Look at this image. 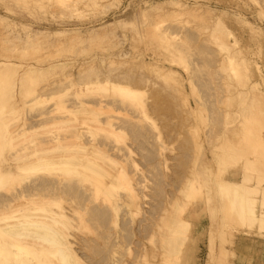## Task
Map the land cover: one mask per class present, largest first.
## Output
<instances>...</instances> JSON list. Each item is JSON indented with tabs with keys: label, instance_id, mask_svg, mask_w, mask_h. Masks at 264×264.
Masks as SVG:
<instances>
[{
	"label": "rangeland",
	"instance_id": "374dc122",
	"mask_svg": "<svg viewBox=\"0 0 264 264\" xmlns=\"http://www.w3.org/2000/svg\"><path fill=\"white\" fill-rule=\"evenodd\" d=\"M0 61L8 65L0 64L1 153L65 134L56 124L66 115L84 121L82 141L119 160L100 158L106 176L58 194L79 211L70 226L75 264H200L199 256L234 264L252 242L264 254V226L249 228L220 210L225 199L208 196L222 182L255 187L256 222L264 221V0H0ZM28 67L41 76L18 83ZM83 101L95 111L74 115ZM63 103L70 113L61 114ZM117 148L133 157H117ZM107 169L119 182L108 183ZM85 187L93 194L83 206ZM131 190L134 203L122 202ZM179 218L188 222L182 231Z\"/></svg>",
	"mask_w": 264,
	"mask_h": 264
},
{
	"label": "bare ground",
	"instance_id": "6f19581e",
	"mask_svg": "<svg viewBox=\"0 0 264 264\" xmlns=\"http://www.w3.org/2000/svg\"><path fill=\"white\" fill-rule=\"evenodd\" d=\"M108 26H109V24H108ZM58 33L62 34L65 32H60V31L56 32V34H58ZM63 35L64 34H62V36ZM67 36H68V34H67ZM70 37H71V35L69 34V37H66V38H69V40H70ZM92 37H93V34H92ZM2 62L4 63V61H2ZM1 65H3V64H1ZM4 65H5V67H8L7 64H4ZM42 71H43V68H40V67L39 68L28 67L27 71H24V73L22 72L21 73L22 75L18 76L19 78L17 77L18 78L17 82L18 83L21 82L22 84L27 82V81L23 82L24 78H26V77H24L25 73H26L25 76H27V78L29 77L28 75H30V76H32V78H34V76H33L34 74H35V77H37L36 74L41 76V74H39V73H41ZM27 73H28V75H27ZM3 74H5V73L4 72L2 74L0 73V76L1 75L4 76ZM1 78H3V77H1ZM27 78L25 80H28ZM35 80H37V79H35ZM32 81H34V80H32ZM1 83H4V82H1ZM113 86L115 89V85H113ZM106 87H104V88H106ZM117 89L121 93H130V95H132V96H134L135 94H138V93H136L135 90L128 88L126 85L117 86ZM16 92H17V90H16ZM21 92H22V90H21ZM0 94H1V92H0ZM49 94H51V93H49ZM12 95H13V93H12ZM101 96H102V94H101ZM132 96H130V97L132 98ZM91 105L92 104L85 103L84 101L79 102L78 109L75 107L74 108L76 109V111L73 109L75 111V112L73 111L74 115L76 114V112H82V113H87V114L92 112V114H93V112L95 110ZM59 109H60V111H62L61 114L68 113V112L70 113V110H72V108L71 109L69 108L70 109L69 110L67 108V106H65V104L62 105ZM13 110H14L13 112H15L16 109H13ZM111 111H112V109H111ZM48 113L49 112H44L43 114H46L44 116H47ZM71 113H72V111H71ZM77 115H78V113H77ZM66 117H67L66 115L60 116V118L57 122L58 124H56V125L57 126L59 125L60 127L61 126L65 127V131H66V126H68L70 128V130L67 129V131H69V133L66 131L65 134L60 133V132L58 134H54L53 136L51 134L42 143H38L35 145H33L34 144L33 143L32 144L33 146H31V147H28V146L23 147L22 146V148L20 147V149L19 148L14 149V150L12 149L13 151L12 152L9 151L10 153L8 152L7 153L8 155L5 153H4L5 154L4 155L3 153L0 152V158L2 157L1 154L4 155L2 157V159H0V189H3L4 186L6 187V189H9V191H7L6 193H3L4 191H2V193H0V264H46L47 262L50 261V258H53V257H57L56 259L61 261V262H59L58 260L55 261V258H54V261L57 262V264H58V262L60 264L61 263L62 264H75L77 262V260H76L77 257L74 258L75 255H74V251L72 248L73 242H75V238L72 235V230H71L72 227H70V226H72L71 223L73 220L71 215L75 211H77L76 210V203L70 199L67 202L68 205H66V207H64V206H62L63 203L61 204V202H63L61 199V196H59L58 194L61 192L69 191L70 188L72 187V184L76 181H84L85 182V181H91L92 179H95L99 176H101V177L106 176L105 168H107V167L104 168V166H107V164H109L110 161H111V163H114V164L118 163L119 164V162H118L119 160L115 161L116 159H114V157L110 156L109 150L107 148H105V146L103 144H101L99 142L85 143L84 141H82L81 140L82 136L81 135L79 136V134H82L80 132H81V129H83L82 125H83L84 121L81 123H78V124L77 123L76 124H74V123L70 124V123H68L69 121L67 120ZM81 117H83V116H81ZM85 119L87 120L86 117L83 120H85ZM1 120H3V117ZM0 122L2 123V121H0ZM86 124H88V123H86ZM110 124L111 123L109 122L108 127L110 129L109 128L108 129L111 133H114L115 129H113V126L112 125L110 126ZM63 129H61V130H63ZM24 132H26L25 129L21 130V132H20L21 135H23ZM61 132H63V131H61ZM94 134H96V133H94ZM239 134L241 135L242 133H239ZM2 137H3V135H2ZM71 137H75L74 140L76 139V141L74 142L73 138L71 139ZM255 139H256V137H255ZM70 140H71V142H70ZM250 141L252 142L253 138H251ZM246 145H248V144H246ZM1 151L3 152V147L1 148ZM114 151L116 153V156L121 157L122 159L133 157V155H132L133 151L128 149V148H126V149L117 148L116 150L114 149ZM103 157L108 159L109 163H108V161H106V159H104L103 165L101 164L102 162L99 163L100 162L99 159L101 158V160H102ZM97 159H98V161H97ZM244 159H246V157ZM113 160H114V162H113ZM132 161H134V160H132ZM104 162L107 164L104 165ZM135 165H137V164L135 163ZM122 167L124 168L125 165L121 166V164H120L119 168H122ZM114 168L111 167V169H114ZM107 170L109 171V169H107ZM125 170H126V168H125ZM47 172L51 173L52 176H47V175L44 176L43 175V174H46ZM55 172L57 174V175L55 174L56 176H54ZM123 172H126V171H123ZM108 173H109L107 176L108 183L114 184L116 182V180H114L113 178H115V177H112V176H114V174L116 172L114 174H111V173H113V170H111ZM121 173H122V170H121ZM117 174H118V170H117ZM126 175L128 176V174H126ZM115 176H118V175L115 174ZM123 176H122V178H123ZM20 178H23V179H20ZM25 179H26V182H24V185H23V183L19 184L18 187L15 186L11 190H10V188H7V186L11 187L12 184H16L15 180L22 181ZM123 180L124 179H122L121 181L123 182ZM127 180L130 181L128 179V177L124 181L126 182ZM117 182H119V181H117ZM102 183L105 186L107 185L109 187V185H108V183H106V181L105 182L102 181ZM85 184L89 185L88 187H90V184H88V183H85ZM95 184H96V182H95ZM83 186H84V183H83ZM107 186L105 187L106 189L103 188L106 191V192L103 191V193H107V191L109 189H113L112 186H111V188L110 187L107 188ZM128 186H130V183ZM215 186H216L215 188H214V185L208 187L209 189H211V191L208 192V196L212 200L214 199L213 194L221 197L222 201H224V199H225V202L221 203L222 207L220 208V210L222 209V210H224L230 214L235 213V215L237 216L239 221L242 224L248 225L249 228H251V227L253 228L255 223L259 224V227L264 226V221L256 222L258 214L259 215L261 214V212H259V210H256L257 205L255 206V204H257V194H258L257 188L255 189V187L253 188L250 185H244V184L241 185L239 181L222 182V183H218ZM74 187H76V186H74ZM6 189H5V191H6ZM214 189H216L215 193H214ZM131 191H133V192L130 194V198L123 199V200H122V198H118V199H116V201L122 200V202L134 203L133 197L135 196V193H134V190H131ZM260 192L262 193L261 196L264 197V190H262ZM83 194L86 197H85V201L82 205L85 206V205H88V203L91 200V196L93 194V189L90 190L89 188L85 187ZM107 195H108V193H107ZM210 198H209V200H210ZM212 200H210V202ZM92 201H93V199H92ZM211 208L214 209L213 206H211ZM261 209H264V208H261ZM256 211H257V215H256ZM77 212H79V211H77ZM262 215H264V213ZM263 220H264V217H263ZM176 221L172 220L173 224H175L174 222H176L178 225L180 224L179 226L177 225V228L179 227L178 229H181V231H182V228L184 227L185 224L184 223L181 224L183 221H181L180 218L177 219ZM184 222H186V221H184ZM187 226H188V222H187V225H185V228H183V230L186 229ZM174 227H175L174 230H176L177 229L176 225L173 226L172 228H174ZM180 227H182V228H180ZM257 227H258V225H257ZM74 228H73V230H74ZM172 228L169 229L172 233L170 232V234H168V236L173 235L174 232L172 231ZM257 229H260V228H257ZM263 230H264V228H263ZM176 231L174 234L179 235L178 234L179 232L176 233ZM178 231H180V230H178ZM181 235H183V234H181ZM170 236L168 237V239L170 238L169 239L170 241L175 240V238H173V237L176 235L172 236L173 239ZM184 238H185V236H184ZM186 239H187V237H186ZM181 241L182 240H180L178 242L180 243ZM183 241H184V239H183ZM172 244H173V242H172ZM176 251H178V250H176ZM174 253H175V251H174ZM75 260H76V262H75ZM44 262H46V263H44ZM55 262H54V264H56Z\"/></svg>",
	"mask_w": 264,
	"mask_h": 264
},
{
	"label": "crops",
	"instance_id": "0c3cea01",
	"mask_svg": "<svg viewBox=\"0 0 264 264\" xmlns=\"http://www.w3.org/2000/svg\"><path fill=\"white\" fill-rule=\"evenodd\" d=\"M198 249H201V245H197ZM205 248L207 247V245L204 246ZM264 248V245H263ZM251 251L245 256V257H237L239 259H234L233 263L234 264H264V254L260 255L258 249L259 247L254 245V243L252 242L251 246H250ZM264 253V250L262 251ZM197 259V257H196ZM202 258L201 256H199L198 260H193L194 263H200L202 264Z\"/></svg>",
	"mask_w": 264,
	"mask_h": 264
}]
</instances>
